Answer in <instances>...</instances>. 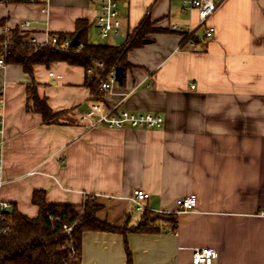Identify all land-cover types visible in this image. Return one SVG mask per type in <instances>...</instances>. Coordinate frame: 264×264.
Listing matches in <instances>:
<instances>
[{
  "label": "crops",
  "instance_id": "obj_1",
  "mask_svg": "<svg viewBox=\"0 0 264 264\" xmlns=\"http://www.w3.org/2000/svg\"><path fill=\"white\" fill-rule=\"evenodd\" d=\"M117 9L119 37L145 16L158 32L128 53L112 94L89 85L87 68L65 62L37 65L33 78L19 65L0 66V198L35 218L36 190L50 204L80 206L90 197L102 205L100 219L121 227L141 218L132 196L143 190L147 211L176 216L177 228L156 219L158 233H84L82 264H193L196 248L217 250L213 264H264V0H224L203 26L181 0H117ZM99 14L98 0H49L48 11L0 0V35L18 28L44 43L76 33L81 22L90 42ZM32 83L55 123L30 110ZM94 102L115 113L151 112L164 124L88 128L81 116ZM190 195L196 208L179 213L176 201Z\"/></svg>",
  "mask_w": 264,
  "mask_h": 264
},
{
  "label": "trees",
  "instance_id": "obj_2",
  "mask_svg": "<svg viewBox=\"0 0 264 264\" xmlns=\"http://www.w3.org/2000/svg\"><path fill=\"white\" fill-rule=\"evenodd\" d=\"M10 1L28 3L27 0ZM77 28L76 33L69 36L57 35L59 48L50 44L26 43L24 41L26 33L16 28L11 30L9 35H0V56L6 65L21 66L31 78L37 65L50 66L55 62H65L72 66L88 68L103 62L106 71L101 74V78H105L109 71L117 67H123L125 73L130 67L127 62L128 53L141 47L148 35L158 32L153 29L150 17L145 16L124 42L103 45L93 44L87 40V27H82L81 22ZM77 34L79 45L76 47L70 45L63 49L65 41H72ZM89 85L97 89L99 81L94 75L90 76ZM28 102L30 110L40 114L44 124L55 123L58 114L53 113L47 100L39 96L33 83L28 89ZM32 203L38 207V215L35 218L21 214L14 205L2 213L10 225V231L0 235V264H82V242L86 232L126 235L158 233L161 230L155 225V221L151 220L155 214L147 210L143 211L141 218L132 226L128 224L114 226L98 217L102 205L90 197L80 206L50 204L46 200V192L36 190L32 196ZM166 216L167 220L174 224V228H177L176 216ZM2 227L0 219V229Z\"/></svg>",
  "mask_w": 264,
  "mask_h": 264
},
{
  "label": "built area",
  "instance_id": "obj_3",
  "mask_svg": "<svg viewBox=\"0 0 264 264\" xmlns=\"http://www.w3.org/2000/svg\"><path fill=\"white\" fill-rule=\"evenodd\" d=\"M6 1V0H2ZM49 0H27L30 4H38L42 6L44 11H48ZM224 0H181L182 9L184 11H196L199 18V25H206L209 18L215 13ZM100 5V14L95 21V26L98 29L99 35L102 39H108L110 37L117 38L120 35L121 21L119 19V12L117 9V0H98ZM30 22L22 24V28H28ZM174 31H182L187 28V34L192 35L190 26H183L182 24H175ZM10 30H6V34L9 35ZM214 35V29L207 26L205 37L207 39L212 38ZM24 41L29 44H50L52 47L59 48L57 35L51 36L48 41L44 43L37 42L35 38L25 37ZM71 40H66L63 44V49L68 48L71 45ZM192 47L195 46V42L191 43ZM4 59L0 56V66H4ZM106 71V66L103 62L97 63L95 67H88L87 72L89 76L94 75L99 81L100 90L112 94L114 88L118 84L116 78L115 69L109 71L105 78H101V74ZM194 88V86H192ZM81 122L88 128H92L98 124L111 129H160L164 124L162 116L146 112L136 114L128 110H123L120 113H115L114 108L106 109L101 103L94 102L90 105L89 111L81 116ZM5 122L0 108V189L4 184L3 178V157L5 147ZM149 198V194L143 190H135L132 196V202L135 209L138 212L146 210L145 200ZM176 205L179 213L187 212L196 208L197 198L195 195H190L185 198H180L176 201ZM12 207L10 202L4 201L0 198V219L3 227L0 229V235L7 234L10 231V225L2 215V213L8 211ZM264 215V211L262 212ZM218 258V251L213 248H196L192 251V263L193 264H213L214 260Z\"/></svg>",
  "mask_w": 264,
  "mask_h": 264
},
{
  "label": "water",
  "instance_id": "obj_4",
  "mask_svg": "<svg viewBox=\"0 0 264 264\" xmlns=\"http://www.w3.org/2000/svg\"><path fill=\"white\" fill-rule=\"evenodd\" d=\"M125 41V38L124 37H117V38H115V43L116 44H120V43H122V42H124ZM146 43V42H145ZM79 45V34H77L75 37H74V39L72 40V43H71V47H76V46H78ZM94 67H95V65H93ZM115 71H116V78H117V81L119 82V83H121L122 81H123V78H124V76H125V73H124V68L123 67H117L116 69H115ZM156 219H164V220H167L168 219V217L167 216H165V215H163V214H155L152 218H151V220L152 221H155Z\"/></svg>",
  "mask_w": 264,
  "mask_h": 264
},
{
  "label": "rangeland",
  "instance_id": "obj_5",
  "mask_svg": "<svg viewBox=\"0 0 264 264\" xmlns=\"http://www.w3.org/2000/svg\"><path fill=\"white\" fill-rule=\"evenodd\" d=\"M89 40L91 43H94V44H103V45L105 44L106 45V44H113L114 43L113 37H110L108 39H102L100 37L97 29L92 30V36L89 38ZM134 215H135L134 218L136 219L140 216V213H137V211H136V212H134Z\"/></svg>",
  "mask_w": 264,
  "mask_h": 264
}]
</instances>
